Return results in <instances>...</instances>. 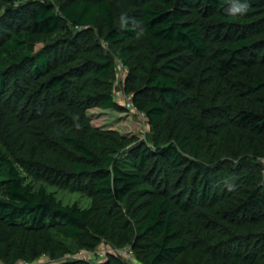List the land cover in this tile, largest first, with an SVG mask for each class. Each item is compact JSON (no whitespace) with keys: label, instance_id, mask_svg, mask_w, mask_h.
I'll return each mask as SVG.
<instances>
[{"label":"trees","instance_id":"obj_1","mask_svg":"<svg viewBox=\"0 0 264 264\" xmlns=\"http://www.w3.org/2000/svg\"><path fill=\"white\" fill-rule=\"evenodd\" d=\"M117 86L151 143L89 114ZM101 244L264 264V0H0V263Z\"/></svg>","mask_w":264,"mask_h":264},{"label":"rangeland","instance_id":"obj_2","mask_svg":"<svg viewBox=\"0 0 264 264\" xmlns=\"http://www.w3.org/2000/svg\"><path fill=\"white\" fill-rule=\"evenodd\" d=\"M117 100L129 106L127 110L91 108L88 112L94 117L95 122L103 128L118 130L125 135L138 134L141 140L151 143L150 126L141 118L139 114H134L130 110V103L126 97H119ZM55 196L64 204L78 202L81 206H88L90 199L78 192H69L62 189L51 188Z\"/></svg>","mask_w":264,"mask_h":264},{"label":"built area","instance_id":"obj_3","mask_svg":"<svg viewBox=\"0 0 264 264\" xmlns=\"http://www.w3.org/2000/svg\"><path fill=\"white\" fill-rule=\"evenodd\" d=\"M117 65H118V74L120 77V82L122 83L124 76L128 73V69L121 63L120 60L117 61ZM122 86L121 87H116L115 88V96L116 98L119 97H126L128 100L129 98L125 95V93L122 90ZM130 103V107L134 109V106L132 105L131 101L129 100ZM137 114H139V117H141L144 121H145V115L143 112H137ZM108 253H115L118 254L119 256L122 257V259L127 263V264H142L141 262H139L135 255H134V251L132 249V247L130 245H125L122 247H115V246H110V245H106V244H101L98 248H96L93 251H79L77 256H84L87 258H99L102 259L104 256H106ZM48 261L44 258L41 259H37L34 261H24V260H20L18 262H16L15 264H39L42 262ZM2 264V263H0Z\"/></svg>","mask_w":264,"mask_h":264}]
</instances>
